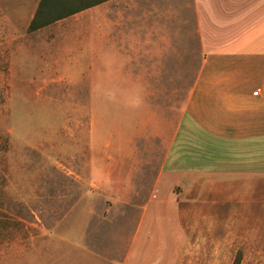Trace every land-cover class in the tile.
<instances>
[{
  "label": "crops",
  "instance_id": "obj_1",
  "mask_svg": "<svg viewBox=\"0 0 264 264\" xmlns=\"http://www.w3.org/2000/svg\"><path fill=\"white\" fill-rule=\"evenodd\" d=\"M39 2L0 0V91L35 48L76 100L123 103L75 176L122 229L62 264L264 263V0H104L31 31Z\"/></svg>",
  "mask_w": 264,
  "mask_h": 264
},
{
  "label": "rangeland",
  "instance_id": "obj_2",
  "mask_svg": "<svg viewBox=\"0 0 264 264\" xmlns=\"http://www.w3.org/2000/svg\"><path fill=\"white\" fill-rule=\"evenodd\" d=\"M39 53L33 48L20 55L27 62L19 59L9 93L6 85L0 91V264H62L65 256H86L83 246L106 248L122 229L121 214L110 212L99 222L95 210L106 212L112 200L88 193L80 198L84 191L75 176L89 172V140L104 157L108 132L120 128L123 103L76 100L74 71L43 69Z\"/></svg>",
  "mask_w": 264,
  "mask_h": 264
},
{
  "label": "trees",
  "instance_id": "obj_3",
  "mask_svg": "<svg viewBox=\"0 0 264 264\" xmlns=\"http://www.w3.org/2000/svg\"><path fill=\"white\" fill-rule=\"evenodd\" d=\"M102 1L104 0H40L29 30H36ZM238 261L236 259L235 264Z\"/></svg>",
  "mask_w": 264,
  "mask_h": 264
},
{
  "label": "built area",
  "instance_id": "obj_4",
  "mask_svg": "<svg viewBox=\"0 0 264 264\" xmlns=\"http://www.w3.org/2000/svg\"><path fill=\"white\" fill-rule=\"evenodd\" d=\"M253 95H257V92H254Z\"/></svg>",
  "mask_w": 264,
  "mask_h": 264
}]
</instances>
